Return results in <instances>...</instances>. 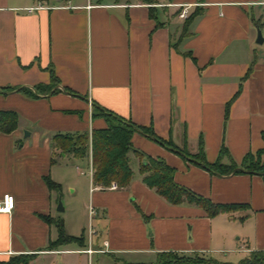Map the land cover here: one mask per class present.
Returning a JSON list of instances; mask_svg holds the SVG:
<instances>
[{"label":"crops","instance_id":"obj_1","mask_svg":"<svg viewBox=\"0 0 264 264\" xmlns=\"http://www.w3.org/2000/svg\"><path fill=\"white\" fill-rule=\"evenodd\" d=\"M184 7L188 16L200 14L174 47ZM257 28L264 37V0H0V90H13L0 94V111L19 118L15 131L0 134V199L14 198L13 210L0 213V264L22 256H32L27 264H94V258L140 264L160 252L236 264L264 251L261 175H212L134 133L133 148L173 168L177 185L213 204L243 206L210 218L149 189L133 153L129 185L109 189L92 184L90 153L74 158L51 141L55 134L106 128L93 116L96 104L188 154L201 143L210 164L224 147L239 165L264 149V42L256 44ZM51 72L58 81L52 88ZM45 178L59 189L48 188ZM66 193L73 199L59 210ZM75 202L79 212L89 204L95 211L91 255L85 223L74 222ZM57 221L66 235L82 237L83 246L48 250Z\"/></svg>","mask_w":264,"mask_h":264},{"label":"trees","instance_id":"obj_2","mask_svg":"<svg viewBox=\"0 0 264 264\" xmlns=\"http://www.w3.org/2000/svg\"><path fill=\"white\" fill-rule=\"evenodd\" d=\"M150 2L152 0H143ZM150 8V12H151ZM200 14V11L195 10L184 21L181 28V34L176 43L177 47L182 39L188 35V27L192 20ZM158 26V25H157ZM258 27H260L258 25ZM245 77L249 75V72ZM57 79L51 72V85L57 84ZM37 89L34 88V91ZM13 91L11 88H3L0 94H6ZM15 91L29 97H36L27 88H18ZM65 92L72 96L77 94L69 89ZM226 107V115L228 111ZM93 116L102 117L105 120L106 128L94 130L91 134L74 133V134H55L52 136V148L59 150L63 154H70L74 158H85L91 155L92 165V184L103 188H126L133 176L132 169L129 163V154L133 153L140 159L139 174L142 182L159 197L165 200L168 204L178 206L189 204L201 208L208 217L212 218L221 213H231L241 209L242 205H222L213 204L208 199L199 196L187 188L177 185L174 182V169L165 164L163 160L153 159L145 156L138 150L134 149L131 143V138L134 133L146 135L148 138L166 149L180 155L186 161L205 169L212 175H230L238 173L258 174L264 178V165L261 162V157L264 155V149L252 154L248 153L238 165L229 156L228 151L222 147L219 152L217 161L210 164L205 161L203 155V146L200 143L196 154H188L187 151L177 148L169 141H164L157 137L151 129L143 128L133 124L131 121L125 120L115 114L104 110L103 108L93 104ZM18 115L13 111H0V134H10L18 127ZM264 142V132L261 133ZM228 158V164L221 162L222 157ZM45 182L50 189H59V186L54 184L48 178ZM49 224L52 220L44 218ZM58 237L54 242L48 244V250L56 249L67 243H77L80 247L83 246L82 237H71L66 235L61 221L56 222ZM32 256H22L12 258L7 264H27L28 259ZM134 264V263H123ZM140 264H233L230 262H222L216 259L205 257L203 255H183L174 252H160L155 255V259L150 263ZM236 264H264V251H253L246 258Z\"/></svg>","mask_w":264,"mask_h":264},{"label":"built area","instance_id":"obj_3","mask_svg":"<svg viewBox=\"0 0 264 264\" xmlns=\"http://www.w3.org/2000/svg\"><path fill=\"white\" fill-rule=\"evenodd\" d=\"M188 8L187 7H184L178 17L181 19V20H185L187 17H188ZM29 12H32L33 10L30 9L28 10ZM109 189H115L114 186H112L111 188ZM14 208V198L10 195H4L1 199H0V213H10ZM87 211H88V215L90 217H93L95 215V211H94V208L92 207L91 204L88 205L87 207ZM95 234V231L93 230L92 226H89L88 228V240H89V247L87 250H85V253L88 254V255H91L93 253H95L96 251L93 250L91 248V238L92 236ZM106 245V244H105Z\"/></svg>","mask_w":264,"mask_h":264},{"label":"rangeland","instance_id":"obj_4","mask_svg":"<svg viewBox=\"0 0 264 264\" xmlns=\"http://www.w3.org/2000/svg\"><path fill=\"white\" fill-rule=\"evenodd\" d=\"M260 32L263 35V32H262L261 29H260ZM54 86L55 85H51V88L54 87ZM82 171H84V169ZM79 181L82 182V183L83 182L86 183L87 182V176L80 177ZM71 199H73V197L71 195H68V193H66L64 198L62 197V195L60 196L61 206H62L63 209H64V202L67 203L68 200H71ZM75 201H76V199H75ZM77 205H78L77 202H75V209H74V212H73V218L75 220L74 222H76V224H79L80 222L85 223L84 225L86 226V229L88 230L89 226H91V224H92L93 217H90L88 215V211L87 210L86 211L84 210V213H83V211L79 212V210L76 207ZM63 214H64V212H62V215ZM95 261H96V258H94V264H96ZM108 262L109 261L107 259H104V258H100L99 261H98L99 264H110V262L109 263Z\"/></svg>","mask_w":264,"mask_h":264},{"label":"water","instance_id":"obj_5","mask_svg":"<svg viewBox=\"0 0 264 264\" xmlns=\"http://www.w3.org/2000/svg\"><path fill=\"white\" fill-rule=\"evenodd\" d=\"M263 42H264V37L262 36L260 29L257 28V30H256V44L261 45ZM58 207H59V210H62L60 199L58 201Z\"/></svg>","mask_w":264,"mask_h":264}]
</instances>
